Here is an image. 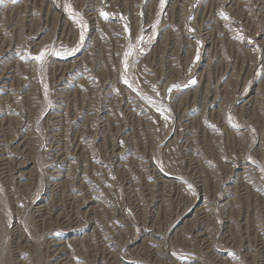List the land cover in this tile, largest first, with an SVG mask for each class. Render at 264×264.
Instances as JSON below:
<instances>
[{"label":"rangeland","instance_id":"obj_1","mask_svg":"<svg viewBox=\"0 0 264 264\" xmlns=\"http://www.w3.org/2000/svg\"><path fill=\"white\" fill-rule=\"evenodd\" d=\"M0 264H264V0H3Z\"/></svg>","mask_w":264,"mask_h":264},{"label":"snow or ice","instance_id":"obj_2","mask_svg":"<svg viewBox=\"0 0 264 264\" xmlns=\"http://www.w3.org/2000/svg\"><path fill=\"white\" fill-rule=\"evenodd\" d=\"M2 2H3V0H0V3H2ZM163 3H164V0H161L162 5H163ZM68 11L71 12L70 6L68 7ZM101 15L104 16L105 18H107V16H108V14L105 12H101ZM225 18H227V17H225ZM138 39L142 40L143 38L139 37ZM81 40H83V34H81ZM74 52H75V49H73L72 51H68L67 55H73ZM45 55H46V53L44 51H41V53L39 55L35 56L34 59L37 61H43L45 59ZM55 55L59 56V55H61V53L56 52ZM125 55L127 57L128 53H126ZM125 67L127 68V60H125ZM124 82H125V84H128L129 87H131V84H129V82L127 80H125ZM157 110L159 111V109H157Z\"/></svg>","mask_w":264,"mask_h":264}]
</instances>
